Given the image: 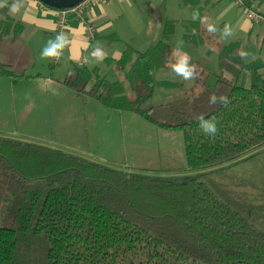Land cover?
<instances>
[{"label":"trees","instance_id":"obj_1","mask_svg":"<svg viewBox=\"0 0 264 264\" xmlns=\"http://www.w3.org/2000/svg\"><path fill=\"white\" fill-rule=\"evenodd\" d=\"M182 5L199 12L184 24L182 41L193 48L205 45L217 56L212 88L205 65L191 63L196 73L191 91L168 104L146 106L155 90L152 74L166 69L173 54L172 22L144 52L124 44L119 59H104L128 84L129 95L121 82H108L84 65L73 66L60 85L106 108L180 131L186 171L196 175L123 173L0 136V264H264V179L229 173L264 154V61L244 63L240 42L220 44L208 30L206 3L182 0ZM7 10L1 12L0 45L23 30ZM107 41L121 42L114 34ZM246 75L247 88L240 82ZM0 76L16 77L2 64ZM157 86L183 87L167 81ZM212 94L230 103L210 104ZM200 115L217 121L215 137L200 130Z\"/></svg>","mask_w":264,"mask_h":264},{"label":"rangeland","instance_id":"obj_2","mask_svg":"<svg viewBox=\"0 0 264 264\" xmlns=\"http://www.w3.org/2000/svg\"><path fill=\"white\" fill-rule=\"evenodd\" d=\"M125 1L129 5H118V0L104 4L115 3L109 7L112 15H116L117 11L123 12V19L119 20L116 15L110 20L115 26L114 29L122 31L127 37L126 42L139 52H144L160 41L167 22L174 24L173 36L168 41L173 54L166 69L152 74L155 90L146 106L158 107L168 104L184 97L194 88L193 79L184 80L171 71L170 65L175 62L176 56L185 53L190 63L205 65L209 74L208 85L213 87L215 77L219 75L216 54L208 53V47L205 45L193 48L182 41L184 22L193 21L192 15L196 12L194 7H184L182 0ZM213 4L206 8L205 16L208 22L215 25L214 33L221 44L241 41L244 63L257 59L264 61V28L260 29L258 38L255 32L246 35L245 32L242 33L240 25L233 22L234 10L223 12V7H218L219 3ZM245 15L244 13L243 16ZM128 24L132 26L131 31L127 30ZM225 24L231 27V36L223 35ZM108 33L105 35L113 32ZM103 37L105 36H98L99 41H102L100 39ZM48 42L49 40H45L41 45L35 68H25L26 75L41 74L46 77L47 83L38 79L0 77V133H4L0 136L75 154L123 173L153 171L149 175L162 178L176 177L175 174L178 173L190 177L196 175L186 171L184 143L180 131L159 128L135 114L106 108L94 99L78 97L70 89L60 86L58 82L64 78L63 69L67 54L60 61L64 63L62 69H59L60 66L49 69L52 58L50 60L49 57H41V51ZM91 45L93 46L90 50L82 54L89 61L88 67H98L97 73L108 82H121L129 95L128 84L115 71L113 64H106L103 58L97 59L98 55L93 56V52L98 49L110 56V49L105 41ZM113 46L124 48L123 42ZM22 63L20 62V67ZM26 64H23V68ZM260 72L264 77V69ZM223 76L228 78L226 74ZM163 81L180 83L183 87H158L157 84ZM240 82L247 88L248 75ZM196 91H199V88ZM229 173L250 181H261L264 179V154L231 168Z\"/></svg>","mask_w":264,"mask_h":264},{"label":"crops","instance_id":"obj_3","mask_svg":"<svg viewBox=\"0 0 264 264\" xmlns=\"http://www.w3.org/2000/svg\"><path fill=\"white\" fill-rule=\"evenodd\" d=\"M245 1L246 3H248V5H244L245 4L244 3L243 6H240L239 4L236 3L235 0H200L201 4L206 3V6L204 7L205 8L204 15L206 8L210 6L211 3L212 4L219 3L218 7L220 6L223 7V12H226L229 9L234 10L235 13L234 12L233 13L235 15V19L233 20V22L235 23L237 22L240 25L242 33L245 32L246 35H250L253 32H255L256 37L258 38L260 36L259 31L260 29L264 28V24L250 21L246 18V15L245 17L243 15L244 13L246 14L247 10L248 11L250 10L261 16H264V0H245ZM9 2H11V0H9ZM105 2L110 3L111 0ZM105 2L95 5L94 4L89 5L79 15H72L67 13V11L62 12V11L49 9L48 7L39 3L37 0H25V8L22 9L20 14H17L15 16L8 15V10H7V15L15 22H19L20 24H22L23 30L18 37L9 36L7 39L3 41V43H1L0 64L11 67V69L14 71L15 76L18 78H21L19 76H22V78L24 79H29V78L35 80L38 79V80H43L45 81V83H47L48 80L46 79V77L45 78L42 77L41 74H36L32 76L26 75L25 68H28V66L35 68L36 62L38 61V60L36 61L37 59L36 56H38V51L41 45H43L45 40H50V39L54 40L55 37L60 33H64V35L67 37V43L60 50V55H61V56L59 55L60 59H58L59 56L49 57L50 60L52 58L51 63L49 65V69L50 67H57V66H60L59 69H62L64 63H60V61L67 54L66 64L63 69L64 78L65 75L73 66L80 67L84 65L88 67L89 61L86 58H84L82 54L90 50V48L93 46L91 45V43L94 42L102 43L103 41H105V44L110 49L109 57L101 49L94 51L96 52V55H98L99 57H103V60L105 58H109L113 60L119 59L124 48L123 49L114 48L113 46L114 44L108 42L107 37L114 34L119 38L121 42H123V45L126 44L130 47L132 46L128 42H126L127 37H125L122 31L118 29H114L115 26L113 22L110 20V18H113V16L116 15L117 17H119V20L123 19L124 18L123 12L117 11L116 15H112L109 7L115 5V3L108 5V4H104ZM117 4L129 5V3H127L125 0H118ZM194 8L196 9V7ZM1 12L2 9H0V21L3 19ZM205 21L208 24H212L211 22H208L206 20V16H205ZM185 23L186 22H184V24ZM127 30L128 31L132 30V26L130 24L127 25ZM108 32H113V33H111L110 35H105V34H109ZM98 36H105V37L100 39L102 41H99ZM262 40H264V37H262ZM218 42L221 44L219 40ZM235 42H240L241 44V41H235ZM56 57L57 59H55ZM20 62H23L21 67H20ZM44 62L46 63L47 61ZM25 63H27L26 67L24 66L23 68V64ZM97 68L98 67L94 69ZM0 77H4V76H0ZM8 79H12V78H8ZM60 83L61 81L58 82L59 85ZM4 99L7 102V98L5 95H4ZM14 117H16V113ZM0 120L2 119L0 118ZM0 134H4V133H0ZM7 139L10 138L7 137Z\"/></svg>","mask_w":264,"mask_h":264},{"label":"clouds","instance_id":"obj_4","mask_svg":"<svg viewBox=\"0 0 264 264\" xmlns=\"http://www.w3.org/2000/svg\"><path fill=\"white\" fill-rule=\"evenodd\" d=\"M7 8L8 15L15 16L20 14L22 9L25 8V0H0V9ZM199 18V12L196 11L192 15V19L196 20ZM209 31H216L215 25H208ZM223 35L225 37L232 35V29L229 25L225 24L223 28ZM67 37L64 33L58 34L54 40H49L48 45L41 51V57H52L59 56L60 50L66 45ZM96 56V52L93 53ZM103 57H97V59H102ZM171 71L184 80L195 78V65L190 63L188 55L185 53L183 55L176 56L175 62L170 65ZM210 104L222 103L227 106L230 101L224 95L217 97L215 94L209 97ZM198 126L200 130L207 136L215 137L219 129L217 127V121L215 119H205L203 115L197 117Z\"/></svg>","mask_w":264,"mask_h":264},{"label":"built area","instance_id":"obj_5","mask_svg":"<svg viewBox=\"0 0 264 264\" xmlns=\"http://www.w3.org/2000/svg\"><path fill=\"white\" fill-rule=\"evenodd\" d=\"M105 1H108V0H86L85 2L80 4L79 6L67 11V13L72 14V15H79L89 5H92V4L95 5V4H99V3L105 2ZM235 1L240 6H243V3L241 2V0H235ZM246 18L248 20H250V21H254V22H258V23L264 24V16H261V15L255 13V12L250 11V10L246 11ZM55 59H57V57Z\"/></svg>","mask_w":264,"mask_h":264},{"label":"water","instance_id":"obj_6","mask_svg":"<svg viewBox=\"0 0 264 264\" xmlns=\"http://www.w3.org/2000/svg\"><path fill=\"white\" fill-rule=\"evenodd\" d=\"M42 5L57 11H69L73 9L86 0H37Z\"/></svg>","mask_w":264,"mask_h":264}]
</instances>
